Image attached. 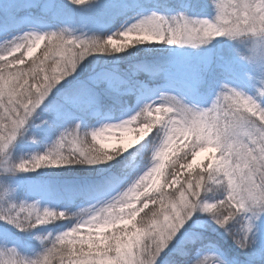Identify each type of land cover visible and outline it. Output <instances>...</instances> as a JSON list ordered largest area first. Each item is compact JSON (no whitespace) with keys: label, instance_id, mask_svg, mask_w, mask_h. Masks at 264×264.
Returning <instances> with one entry per match:
<instances>
[{"label":"snow or ice","instance_id":"obj_1","mask_svg":"<svg viewBox=\"0 0 264 264\" xmlns=\"http://www.w3.org/2000/svg\"><path fill=\"white\" fill-rule=\"evenodd\" d=\"M7 2L11 5L7 13L4 6L0 5V27L5 18L11 21L20 18L19 12L30 8L34 0ZM211 2L217 12L214 19H192L187 15V6L184 12L171 17L153 11L126 30L109 35L106 39L96 36L81 39L67 29L25 33L5 55H0V157H6L11 146L23 135L37 109L43 106L49 111L59 110L60 106L49 99L54 94H61L64 102L69 105L84 106L95 101L92 89L86 85H77L65 91L68 78L73 77L81 62L94 52H124L128 45L138 43L195 46L210 42L215 37H224L226 33L236 35L242 29L264 24V0H236L227 4L225 0ZM72 3L83 7L91 4L85 0H72ZM156 8L164 12L173 11L163 4H157ZM114 37L123 39L118 42ZM46 38L57 42L64 57L62 60H54L56 68L52 74L43 69L51 47L45 50L43 58L39 59L35 67H19L25 64V56L32 57ZM245 59L264 77V50H255ZM37 67L44 73L42 76L41 72H37ZM210 70L189 69V88L194 91L202 74ZM226 70L234 72L231 66H227ZM136 121L140 127H130ZM157 126H163L165 138L155 153V166L144 173L118 200L70 232L60 235L35 258L23 255L15 245L8 247L9 238L5 235L0 242L3 245L0 247V264H51L59 253L65 251L69 257L68 264H163L164 260L176 253L188 257L187 264H210L212 257L199 256L213 245L202 244L200 248L196 247L204 241L200 229L207 226L200 213H207L216 225L231 236L237 248L250 253L251 259L257 255L264 258V248L257 252L258 241L254 232L256 221L264 222V80L256 97L225 83L214 102L206 109L189 106L176 96L168 95L162 103L146 106L132 120L121 125H106L93 131L90 136L81 135L77 126L60 137L53 151L11 164L7 170L34 171L46 164L60 166L81 159L89 162L109 161L115 158L114 154L128 150L129 145L109 149L105 141L111 139V136L106 134H111L116 128L122 129L125 135L135 132L139 144ZM189 137L192 139L188 152L173 164L175 172H171L170 176L175 178L172 184L179 183L177 173L181 170L180 160L185 162L184 167L191 170L197 157L210 152L212 155L208 159L211 163L205 165L203 172H197L194 178L180 183L177 189L179 199H173L167 204L161 200L159 211L153 210L151 222H142V227L133 224L132 229H119L120 234L100 235L95 239L90 233L86 240L81 241L82 244H88L87 251L75 246L76 234L83 224L104 233L107 228L115 227L117 220L124 225L131 223L139 214L131 201L139 200V196L144 194L141 189L147 188L146 180L153 175L158 178L162 174L164 164L161 160H167L174 148L182 147L178 142L187 141ZM66 148L71 151L66 152ZM158 182V179L153 180L152 184ZM210 184L220 185L226 195L222 199L207 200L203 194L211 191ZM125 206L129 219H125ZM147 207L148 204L144 203L139 211ZM65 217L63 212L42 210L36 204L26 202L0 205V221L6 222L4 227L12 225L21 232ZM237 218L246 221L241 224L239 233L233 232L231 228ZM64 245L72 247L62 248ZM58 264H64L63 256ZM220 264L236 262L222 260Z\"/></svg>","mask_w":264,"mask_h":264},{"label":"trees","instance_id":"obj_2","mask_svg":"<svg viewBox=\"0 0 264 264\" xmlns=\"http://www.w3.org/2000/svg\"><path fill=\"white\" fill-rule=\"evenodd\" d=\"M85 2L91 4L83 7L74 5L72 0H34L30 8L19 12L20 18L15 21L5 18L2 25L12 30L33 27L43 33L67 29L77 37L86 39L92 36L104 38L110 29L116 27L126 16L132 14L131 12H135L139 8L156 7L157 4L167 5L173 9L171 12L163 11L169 17L178 15L186 5H188V16L194 19L211 20L217 14L211 0H85ZM0 5L4 6L6 13L11 7L7 0H0ZM227 39V37H223L220 42L210 41L211 43L204 47L205 50L210 49L208 53H212L213 60L210 66L205 65L204 58H201L204 50L198 51V55L194 54L192 58L183 61L179 60V57L174 53L162 51L133 57H127V55L111 50L94 52L81 62L76 74L68 78L65 87V91H67L77 85H86L92 89L95 96V101L86 105L87 111L86 109L78 111L79 113L76 115L78 121H75V126L80 125L81 135L89 136L87 127L91 120L105 111H111L114 107L122 105L123 100L128 99L132 103L131 96L134 95L141 81L153 84L167 80L168 69L175 70L178 66L182 67L183 70L180 71V74L184 75L179 81L183 82L188 91L195 92V94L202 93L205 98L215 89L216 84L223 82L222 78L224 77L239 81L244 89L252 91L256 97L258 91H255L252 83L246 81L247 77L253 78L255 75H252L253 73L247 67L242 69L238 67L239 62L236 63L232 55L234 54L233 49L240 46ZM221 43L223 45L220 49ZM49 47H51V53L43 65V69L48 74H52L56 68L54 60H62L64 57L61 55L57 42L51 41L49 38L45 39L40 53L35 58L26 61L19 67L24 69L29 66L35 67ZM227 66H231L234 72L229 73L226 70ZM191 68L211 69L202 74L198 87L194 91L189 88L191 78L189 69ZM37 72H41L39 67H37ZM43 74L41 72V76ZM30 83H32L31 80ZM49 99L60 106L58 111L64 110L62 105L64 99L61 94H54ZM58 111H49L43 106L37 109L23 135L18 137L16 145L8 150L6 157H0V205L19 204L23 196H28L30 199L26 203L36 204L42 210L57 211L60 206L65 207L67 218L53 220L23 232L12 225L5 228L6 222L0 221V241H3L7 235L11 246L15 245L23 255L32 258L43 253L60 235L70 232L76 227L74 214L79 210L77 206H84L98 198L107 197L110 192L120 188L126 178L137 171L143 162L124 169L122 168L123 158L115 154L114 159L105 162H89L86 159H81L75 163H62L60 166L46 164L34 171H8L7 168L11 164L30 160L37 155L53 151L60 137L73 130L71 125L74 119L72 121L68 119L66 122L57 119L52 121L51 115H47L55 114ZM68 116L74 118L71 114ZM155 141L151 144L149 152L156 144ZM188 146L190 145L179 150L178 156H183L185 149L188 152L190 148ZM65 151H71V149L66 148ZM145 158L148 163L150 154L147 153ZM210 188L211 191L203 194L207 200L214 201L223 198L224 189L220 185L210 184ZM156 199L154 205L139 215L136 227H142V222L143 224L151 222V213L153 210L159 211L161 200L165 204L169 202L164 198ZM201 214L200 217L207 216L209 227L206 230H200L204 241L198 243L196 247L212 241L218 244L226 254V261H235L236 264H264V258H261L260 255L251 259L249 252L235 253L232 251L228 246L232 240L231 236L216 225L207 213ZM242 222V218H237L231 226L232 231L238 228ZM76 235L75 246L83 247L87 251L88 244H82L81 241L86 240L89 234L80 231ZM91 235L94 239L98 238L97 234ZM61 247L71 249L72 246ZM61 256L64 257V264H68L69 257L66 251L59 253L51 261V264H58ZM188 259V257L176 253L164 260L163 264H181Z\"/></svg>","mask_w":264,"mask_h":264},{"label":"rangeland","instance_id":"obj_3","mask_svg":"<svg viewBox=\"0 0 264 264\" xmlns=\"http://www.w3.org/2000/svg\"><path fill=\"white\" fill-rule=\"evenodd\" d=\"M236 0H225V3H234ZM187 6V13H188V5ZM186 10V7L181 11L184 12ZM153 11H156L160 15L167 16L163 10L158 9L156 7H145V8H139L135 12H131L132 14H129L126 16L118 25L112 29H110L106 35L105 39L109 35L118 34L119 32L126 30L128 27H130L132 24L138 22L140 19L144 18L147 15H150ZM28 13V12H26ZM188 15V14H187ZM190 17V16H189ZM192 18V17H190ZM194 19V18H192ZM29 32H37V33H43V31L38 30L33 27H25V28H16L15 30L9 29L4 25L0 27V55H5L7 51L16 43L19 42L20 38L24 36L25 33ZM225 37V36H224ZM223 37H215L212 38L211 41H217L220 42ZM114 39H117L119 42L123 38L120 37H114ZM229 42L238 43L240 47H237L233 49V57L234 61L236 63L239 62L238 67L239 68H248L255 77H245L249 83H252L254 85L255 91H258L261 87L262 80L264 79L257 71L254 70L253 66L247 62V60L242 59V55L246 54L248 52L247 48L241 44L238 41H234L231 39H227ZM45 41V40H44ZM44 41L41 42L39 47L36 49L32 57L25 56V62L35 58L42 49L44 45ZM211 42L197 44L195 46L191 44H177V45H168L166 43H138L135 45H128L125 48L124 52H118L122 55H127V57H133L137 56L139 54H151L155 52H169L174 53L176 56L179 57V60H184L187 58H192L194 54L198 55V51H203L204 53L201 55V58H204V64L207 66L211 65V61L213 60L212 53H208L210 49L205 50V46L208 45ZM223 43L220 45V49L222 47ZM16 55H19V53H16ZM11 59V57H9ZM232 61V60H231ZM218 63V62H217ZM182 69L181 66H178L175 70L168 69L167 80L161 81V82H155V83H146L144 81H141L139 86L137 87L135 93L132 97L133 101L132 103L129 102V100H123V104L117 107H114L111 111H105L104 113H101L99 116H97L95 119L91 120L88 124V133L89 136L93 131H96L98 129H101L105 127L106 125H121L129 120H132L133 117H135L139 112H141L146 106L152 105L156 106L163 102L164 97L168 95L176 96L177 98L181 99L182 102L188 104L189 106H194L197 108L206 109L211 106V104L214 102L219 90L223 86V84L228 83L234 87H239L243 92L247 93L248 95H251L253 97L254 94L250 90L244 89V86L237 80L224 77L222 83L216 84L215 89L205 98L203 96L204 94H195V92L188 91L187 87L183 85L182 81H179L183 78V74H180ZM177 72V73H176ZM259 102V101H258ZM63 108L64 110L58 111L55 114L49 113L47 115H51L50 119L53 120H61L62 122L68 121V119H71L72 125L71 127L76 128L79 127V130L81 129L80 125H76L75 123L78 121L77 114L78 111L85 110L87 111L88 107L86 105L84 106H76V105H69L66 104L63 100ZM73 115V117L68 115ZM155 113L153 114V118H155ZM76 121V122H75ZM130 127L138 129L140 127L139 122L136 121L131 125ZM47 130V128L45 127ZM110 135L111 139L106 140L105 142L108 144L109 149L112 147H119L121 145H129V149L126 151H121L119 154H116L117 156L123 158L124 165L122 168L126 169V167H130L131 165L137 164L142 162V166L139 167L137 171L129 175V178H126V181H124L123 185L118 188L117 190L110 192L107 197L98 198L96 201L91 202L87 205H79L77 208L79 209L76 211L74 216L76 217V226L81 224L82 222L90 219L92 216L96 215L101 211V209L106 208L110 204L114 203L116 200H118L124 192L128 190L144 173L149 171L152 167L155 166L156 160H155V153L156 151L161 147L163 144L164 138H165V132L163 129V126H157L156 129H153L151 132H149L147 135L144 136L143 141H140L141 143L137 144V136L136 133L133 132L131 134L125 135L123 133L122 129L116 128L112 130ZM191 137L187 141L181 140L178 143L182 145V147H177L173 149V153L169 154V157L167 160L162 159L161 163L164 164V168L162 169V174L157 178L155 175H153L149 180L145 181V184L147 185V188H142L141 192L144 193L139 196V200L133 199L131 201L132 205L138 210L139 214L135 217L134 220H132L131 223L128 225H124L120 221H116L115 227H109L105 230L104 233L97 232L96 229L90 228L88 224H83L81 227V232L88 233V234H97V237L100 235L104 236H111L113 233L120 234L119 229L125 228V229H132V225H137V221L139 219V215L142 214L144 211L154 205L157 199L156 198H164L167 199V201H172L173 199H179V192L177 189L180 187V183H184L186 180L190 178H194L195 174L197 172H203L205 165L211 163V161L208 159L212 153L210 152H204L199 157H197L196 164L193 165V168L189 170L188 168L184 167V161L180 160V172L177 173L179 177V183L172 184V179L175 177L170 176L171 172H175V167L173 166L174 162L179 159L180 156L179 150H183L185 146L190 145L191 146ZM155 141V145L150 149L151 144L153 141ZM17 141V140H16ZM16 145V142L13 146ZM188 146V147H190ZM12 147V146H11ZM10 150V149H9ZM186 152V149L184 150ZM147 153L150 154L149 162H146L145 156ZM177 153V154H174ZM174 154V155H173ZM115 155V154H114ZM184 155V154H183ZM218 159V153L216 154ZM188 162H191L190 160ZM215 166V165H213ZM159 180V182L155 185L152 184L153 180ZM173 193H175V196H173ZM226 195L225 191L223 192V197ZM151 197L152 199H148ZM30 199L28 196H23L20 199V203H25ZM147 203L148 207L143 208L142 211H139L143 204ZM127 206H125V219H129L126 215L127 213ZM57 211L59 212H65V207L60 206ZM117 211H119V208H117ZM199 215H202L201 213ZM249 215H251L249 213ZM67 218V216L65 217ZM64 219V218H62ZM202 220L206 221L207 226L200 229V230H206L208 229V220L207 216H202ZM246 222V221H243ZM242 222V223H243ZM256 229H254L256 239L258 241V247L257 252H259L260 248H264V222L257 220L256 221ZM241 228V225L234 229L233 232L239 233ZM134 230V229H133ZM2 242V241H0ZM211 244L213 245L210 249H205L200 253L199 258H203V256H210L212 257V261L210 264H220V261H226L227 257L226 254L222 251L220 246L212 241L203 243V245ZM229 247L232 251L235 253H238L241 251L239 248H237L231 240L228 243ZM2 243H0V247H2ZM8 247H11V243L8 242ZM201 245L197 246V248H200ZM181 264H187V261L181 263Z\"/></svg>","mask_w":264,"mask_h":264},{"label":"clouds","instance_id":"obj_4","mask_svg":"<svg viewBox=\"0 0 264 264\" xmlns=\"http://www.w3.org/2000/svg\"><path fill=\"white\" fill-rule=\"evenodd\" d=\"M225 37L238 41L247 48L248 52L242 55V59L250 56L255 50H264V24L242 29L236 35L226 33Z\"/></svg>","mask_w":264,"mask_h":264}]
</instances>
